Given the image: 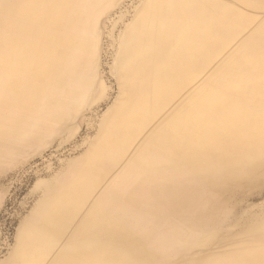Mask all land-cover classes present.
Returning <instances> with one entry per match:
<instances>
[{"label":"bare ground","instance_id":"1","mask_svg":"<svg viewBox=\"0 0 264 264\" xmlns=\"http://www.w3.org/2000/svg\"><path fill=\"white\" fill-rule=\"evenodd\" d=\"M79 134L0 264H264V0H0L1 141Z\"/></svg>","mask_w":264,"mask_h":264},{"label":"rangeland","instance_id":"2","mask_svg":"<svg viewBox=\"0 0 264 264\" xmlns=\"http://www.w3.org/2000/svg\"><path fill=\"white\" fill-rule=\"evenodd\" d=\"M79 136L60 149L50 142L54 137H49L31 145L30 152H17V144L12 143L11 137L9 141L0 139V261H4L15 247L20 224L37 211L38 195L31 194L35 184L43 179L46 171L56 170Z\"/></svg>","mask_w":264,"mask_h":264}]
</instances>
